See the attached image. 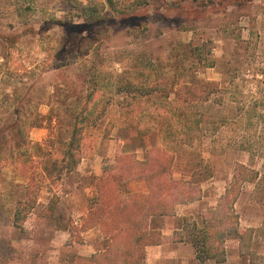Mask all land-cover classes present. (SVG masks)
Returning a JSON list of instances; mask_svg holds the SVG:
<instances>
[{"label":"rangeland","instance_id":"374dc122","mask_svg":"<svg viewBox=\"0 0 264 264\" xmlns=\"http://www.w3.org/2000/svg\"><path fill=\"white\" fill-rule=\"evenodd\" d=\"M77 2L87 0H0V264H76L77 257L105 249L109 241L98 227H82L97 178L118 153H134L146 163L147 152L162 143L152 130L158 122L152 106H131L133 100L121 95L126 107L110 108L95 126L86 127L81 162L73 172L63 171L59 153L92 83L98 82L104 91L99 93L108 99L120 75L158 80L177 74L182 83L196 72L201 79L220 82L227 102L197 107L194 116L200 126L190 144L172 152L168 177L191 180L194 175L202 181V199L177 206L174 216L149 222L162 234L161 244L154 246H161L164 254L158 263L150 260V246L144 264H201L184 219H199L204 209L216 206L238 163L262 173L243 187L236 204L240 233L248 239L242 253L241 240L231 236L225 261L205 264H264V0H149L147 5L96 0L94 7L105 5L101 16L106 21L93 34L70 38L57 25L49 29L54 21L85 22L73 7ZM132 11L131 21L119 20L123 12ZM249 114L252 122L246 118L239 126L232 123ZM14 115L21 132L16 141L8 124ZM33 118L41 126L28 134L25 126ZM223 119L230 125L208 132L209 124ZM129 120L122 131L117 128ZM128 137L134 140L128 142ZM243 138L257 142L254 153L238 147ZM36 146L42 150L32 149ZM40 163L41 169H31ZM32 173L39 184V204L23 230L16 229L13 213L17 201L26 198ZM123 191L146 192L147 184L133 180Z\"/></svg>","mask_w":264,"mask_h":264},{"label":"trees","instance_id":"16d2710c","mask_svg":"<svg viewBox=\"0 0 264 264\" xmlns=\"http://www.w3.org/2000/svg\"><path fill=\"white\" fill-rule=\"evenodd\" d=\"M134 1L139 2V5H147L149 0ZM95 2L96 0H87L86 3L77 2L73 5L78 16L85 22L79 23L71 18L65 21H54L48 24L49 29L57 25L70 38L93 34L97 26L106 21L101 16L105 5L100 4L101 8L94 7ZM133 12H123L119 20L124 24L128 23L132 17H135ZM6 38L10 45L14 44L13 39ZM188 48L192 54L195 46L191 43ZM142 76L139 74L124 79L123 75H120L114 94L108 99L105 98L104 93H99L102 90L98 88V82L92 83L94 88L87 95V101L80 112L73 116L65 147L59 153L63 171L73 172L82 159L86 127L95 126L105 117L110 108L124 109L126 106L121 103V98H123L120 97L121 95L133 100L131 106L140 108L141 104L146 102L152 106V116L157 115L158 122L153 123L152 130L157 131L162 138V143L147 152L146 163L137 160L134 153H118L114 162L105 168L101 177L97 178L95 198L82 220V227L84 229L98 227L102 235L108 239L109 245L89 257H77L76 264H144L147 248L162 242L161 232L151 229L149 222L157 217L174 216L177 206L191 204L202 199V181L195 179L194 175L191 180H174L168 177L175 160L172 152L191 143L190 136L201 123V120L197 121L198 119L194 116L199 105L205 103H214L219 107L226 105L222 85L217 81L201 79L197 72L189 75V79L182 83L177 74L168 79L158 80H152V77L144 79ZM261 116L263 115H259V120ZM246 118L252 122L254 117L251 114L247 117L240 115L232 123L239 126ZM36 120L33 118L29 121L28 119L25 126L28 134L30 129L41 126L37 125ZM130 120L119 124L117 128L122 131L123 125ZM19 122L18 117L14 115L8 123L9 130L13 131L14 141L20 138ZM229 125L225 119L216 120L209 124L208 132L213 128L219 129ZM1 139H5L4 135H1ZM125 140L133 141L134 139L128 137ZM256 143L243 138L239 141L238 147L252 154L257 146ZM32 149L37 152L42 150L41 146L32 147ZM51 155L52 151L48 152V156ZM37 157L43 161L44 153H40ZM30 162L25 161L28 164ZM42 165L43 163H40L39 166L31 169L37 171ZM35 175L32 173L29 176L26 198L17 201V207L13 213V226L16 229L23 230L29 214L39 204V184L36 183ZM261 175L262 173L251 165L238 163L229 187L216 206L204 209L199 219H184L185 230L189 232L187 238L195 248L196 257L201 264L211 260L224 262L225 243L231 236L241 240V252L243 253L244 243L248 238L246 233H240V217L236 211V204L243 187L255 182ZM138 179L146 182V192L123 191L129 182ZM23 205L24 211L21 208Z\"/></svg>","mask_w":264,"mask_h":264},{"label":"crops","instance_id":"0c3cea01","mask_svg":"<svg viewBox=\"0 0 264 264\" xmlns=\"http://www.w3.org/2000/svg\"><path fill=\"white\" fill-rule=\"evenodd\" d=\"M128 142L130 141V140H127ZM156 230H158V229H156ZM160 247L161 246H153V247H150L149 248V256H150V260H156L155 262L156 263H158L160 260L159 259H157V258H159V256H161V255H163L164 254V251H162V250H160ZM156 255V257L155 258H151V255Z\"/></svg>","mask_w":264,"mask_h":264}]
</instances>
